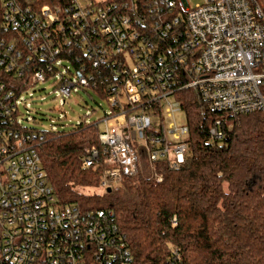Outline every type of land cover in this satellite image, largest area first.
Here are the masks:
<instances>
[{
  "label": "built area",
  "instance_id": "built-area-1",
  "mask_svg": "<svg viewBox=\"0 0 264 264\" xmlns=\"http://www.w3.org/2000/svg\"><path fill=\"white\" fill-rule=\"evenodd\" d=\"M27 1L1 0L0 264H133L113 213L59 203L39 154L45 134L20 123L21 95L47 81L63 98L101 87L111 112L85 163L106 167V190L143 156L177 169L190 153L180 93L217 115L212 141L264 113V0Z\"/></svg>",
  "mask_w": 264,
  "mask_h": 264
},
{
  "label": "trees",
  "instance_id": "trees-1",
  "mask_svg": "<svg viewBox=\"0 0 264 264\" xmlns=\"http://www.w3.org/2000/svg\"><path fill=\"white\" fill-rule=\"evenodd\" d=\"M32 1L37 8L55 0ZM98 88L86 90L104 97ZM180 96L190 153L179 168L143 156L133 177L103 192L106 167L85 163L89 150H101L100 130L83 120L70 131H42L49 183L62 206L113 213L133 264H264V113L231 120L225 139L212 141L217 115L203 114L194 92Z\"/></svg>",
  "mask_w": 264,
  "mask_h": 264
},
{
  "label": "rangeland",
  "instance_id": "rangeland-1",
  "mask_svg": "<svg viewBox=\"0 0 264 264\" xmlns=\"http://www.w3.org/2000/svg\"><path fill=\"white\" fill-rule=\"evenodd\" d=\"M204 0H188L190 6H197ZM65 65H71L65 62ZM111 112V102L86 89L75 88L70 97H61L53 81L40 82L21 95L19 101V119L25 128L43 132L70 131L83 120L86 123H100L99 129L105 126L101 120ZM184 115L176 116L179 125ZM101 191L106 188L100 186Z\"/></svg>",
  "mask_w": 264,
  "mask_h": 264
},
{
  "label": "water",
  "instance_id": "water-1",
  "mask_svg": "<svg viewBox=\"0 0 264 264\" xmlns=\"http://www.w3.org/2000/svg\"><path fill=\"white\" fill-rule=\"evenodd\" d=\"M108 191H111V190H108Z\"/></svg>",
  "mask_w": 264,
  "mask_h": 264
}]
</instances>
